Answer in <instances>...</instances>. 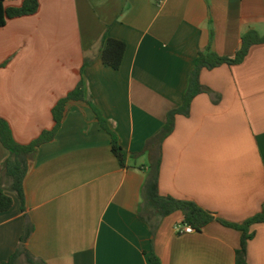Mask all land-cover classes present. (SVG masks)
Returning a JSON list of instances; mask_svg holds the SVG:
<instances>
[{
  "label": "crops",
  "instance_id": "0c3cea01",
  "mask_svg": "<svg viewBox=\"0 0 264 264\" xmlns=\"http://www.w3.org/2000/svg\"><path fill=\"white\" fill-rule=\"evenodd\" d=\"M24 0H4L6 7ZM35 14L0 28V117L27 145L53 127L55 104L83 83L118 143L138 154L182 105L190 72L207 49L234 58L242 36H264V0H38ZM125 43L122 64H102L103 36ZM89 63L84 66V61ZM211 93L175 118L161 147L158 189L215 220L176 233L180 212L147 221L141 188L150 150L122 168L90 107L66 105L54 139L36 149L24 179L34 230L26 250L44 264H236L242 224L264 210V44L241 64L202 70ZM0 143V171L8 158ZM0 213V262L18 248V199ZM143 219H142V218ZM247 264H264V223L249 228ZM17 264H26L23 257Z\"/></svg>",
  "mask_w": 264,
  "mask_h": 264
},
{
  "label": "trees",
  "instance_id": "16d2710c",
  "mask_svg": "<svg viewBox=\"0 0 264 264\" xmlns=\"http://www.w3.org/2000/svg\"><path fill=\"white\" fill-rule=\"evenodd\" d=\"M38 7V0H24L21 5L17 7H6L4 5V0H0V28L10 19L35 14ZM241 40V48L235 54L234 58L220 57L209 49L198 53V56L194 61V67L189 75L188 86L183 97L182 105L167 113L165 124L159 132L145 144L144 150L138 154L128 155V153L121 148L118 143V138L108 126L107 120L104 119L92 101L86 99L82 82H79L74 90L70 91L64 98L60 99L53 107L52 129L49 131H43L38 138L27 145H22L16 142L10 125L0 117V143L9 153V156L2 164L0 171V213L8 211L12 207L13 198L10 194H13L18 199L20 209L25 217L24 229L19 240L18 248L7 261L0 262V264H17L18 259L21 257L25 259L26 264H44L41 260L35 259L26 250V243L33 233L34 227L25 214L23 183L29 170L30 162L34 158L36 149L54 139L62 125L66 105L71 101L85 102L90 107L102 130L109 134L111 152L120 167H126V160L128 157L132 156L137 158L150 150L148 172L141 188L143 207H140L142 210L140 211V215L141 213L145 214L149 223H151V218H156L158 223L160 219L165 218L174 212H180L183 217L181 225L191 227L194 232H200L204 227L213 222L215 220L213 215L203 210L195 203L177 200L171 197H163L159 194L158 182L162 160L161 147L164 140L174 131L176 116L181 115L188 117L192 100L199 94L211 93L207 88L200 84V72L204 69L213 70L222 65L233 66L241 64L251 47L264 44V36H260L255 31L246 32ZM102 41L104 44L101 51L102 64L113 70H118L125 54V43L108 38L106 35L103 36ZM88 63L89 60H85L84 66ZM218 222L223 226L241 232V243L239 249L236 251L235 261L236 264H247L246 244L253 237V234L249 232V228L253 224L264 223V210L242 224ZM150 226L154 225L151 223ZM149 261L150 264H160L159 259L154 255L150 257Z\"/></svg>",
  "mask_w": 264,
  "mask_h": 264
},
{
  "label": "built area",
  "instance_id": "2783aa9c",
  "mask_svg": "<svg viewBox=\"0 0 264 264\" xmlns=\"http://www.w3.org/2000/svg\"><path fill=\"white\" fill-rule=\"evenodd\" d=\"M162 1H164V0H158V2H162ZM175 230H176V233H178V234H182V233L191 234L194 232V230L191 227L181 225V224L177 225Z\"/></svg>",
  "mask_w": 264,
  "mask_h": 264
}]
</instances>
